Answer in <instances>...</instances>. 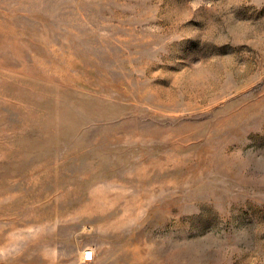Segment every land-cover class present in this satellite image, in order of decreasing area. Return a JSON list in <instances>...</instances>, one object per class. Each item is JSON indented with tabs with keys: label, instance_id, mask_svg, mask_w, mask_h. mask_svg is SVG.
<instances>
[{
	"label": "rangeland",
	"instance_id": "374dc122",
	"mask_svg": "<svg viewBox=\"0 0 264 264\" xmlns=\"http://www.w3.org/2000/svg\"><path fill=\"white\" fill-rule=\"evenodd\" d=\"M0 264H264V0H0Z\"/></svg>",
	"mask_w": 264,
	"mask_h": 264
},
{
	"label": "built area",
	"instance_id": "2783aa9c",
	"mask_svg": "<svg viewBox=\"0 0 264 264\" xmlns=\"http://www.w3.org/2000/svg\"><path fill=\"white\" fill-rule=\"evenodd\" d=\"M93 260V251H87L84 254V261L91 262Z\"/></svg>",
	"mask_w": 264,
	"mask_h": 264
}]
</instances>
